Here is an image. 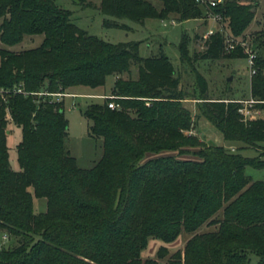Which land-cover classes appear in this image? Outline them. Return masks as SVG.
<instances>
[{
    "label": "trees",
    "instance_id": "trees-1",
    "mask_svg": "<svg viewBox=\"0 0 264 264\" xmlns=\"http://www.w3.org/2000/svg\"><path fill=\"white\" fill-rule=\"evenodd\" d=\"M156 1L159 9L143 0H99L96 9L104 28L126 30L120 21L142 24L173 15L184 22L201 16L192 0ZM213 12L233 36L242 35L254 16L250 6L225 0ZM69 16L53 0H0L1 45L42 36L33 49H0V88L20 87L28 94H10L0 105V231L17 239L14 247L0 248V264H157L167 254L165 246L181 234L190 237L167 264H246L248 254L264 264V182L243 174L245 167L264 163L189 134L194 118L180 104L187 98L164 54L141 58L138 42H104L78 29ZM262 27L264 35V21ZM222 41L215 32L203 51L190 57L182 34L180 60L246 58L238 46L224 52ZM253 46L249 97L255 103L249 109L261 111V118L243 121L241 104L208 98L198 74L191 100L198 117L224 142L259 149L264 38ZM131 66L135 79L123 76ZM109 76L112 86L103 97L113 98L82 112L88 135L101 140V156L80 169L65 149L63 97L53 95L100 88ZM110 101L117 108H107ZM7 120L20 131L17 171L7 160ZM32 198L44 199L43 213L33 212ZM202 226L215 230L196 233ZM149 240L160 244L155 258L141 259Z\"/></svg>",
    "mask_w": 264,
    "mask_h": 264
},
{
    "label": "rangeland",
    "instance_id": "rangeland-1",
    "mask_svg": "<svg viewBox=\"0 0 264 264\" xmlns=\"http://www.w3.org/2000/svg\"><path fill=\"white\" fill-rule=\"evenodd\" d=\"M54 4L69 12L70 22L78 29L86 32L90 36H94L99 40L107 43H126L138 42V56L146 58L164 54L173 69L178 73L179 89L184 94L185 100L194 104L196 109V101L191 98L196 95L195 74L200 75L206 84V96L212 100L226 98L234 101H247L249 94V77L250 72L244 58L234 59H215V60H192L189 63L180 60L178 46L182 34L188 38V56L193 53L203 51V43L207 37L215 32L222 36V44L224 52L232 50L234 46H238L243 50V54L252 52L254 54L253 42L257 38H264L262 35V24L264 21V0H225L235 2L237 5H248L252 8L253 19L245 28L242 35L233 36L227 29V22L216 25L210 21L204 20L202 15L196 19L184 22H176L175 16L171 15L167 20L160 21L148 19L142 24H136L126 20L120 21L128 29L104 28L102 20L104 17L99 11L92 7L99 3V0H53ZM154 8L159 9L160 3L156 0H143ZM84 3H90L91 6H83ZM173 22L171 24L170 22ZM42 40V36H24L21 42L12 47H6L0 44V49L10 52H20L37 47ZM246 56V55H245ZM130 79L136 78V67L131 66L128 75H123ZM230 78L229 82L226 79ZM113 78L106 77L104 85L100 88L91 90L87 88H79L78 92L85 93H101L107 95L110 93ZM72 95V94H67ZM74 96V95H72ZM183 101V100H182ZM102 103L101 98L92 97H63V117L67 122L65 149L68 154L75 160L76 166L80 169H89L101 156V140L97 137L88 135L89 122L82 116L85 108L91 104ZM114 104V103H113ZM73 105V108L71 106ZM115 105V104H114ZM117 108V106H114ZM254 110V109H252ZM252 116L256 119L261 118V111H252ZM5 129L8 131L5 140L7 148V160L9 168L17 171L15 146L20 140V131L15 128L9 120ZM189 134L195 136L197 140L202 141L198 134L191 129ZM222 145L234 152L242 158L253 159L264 163V147L259 145V149L248 148L240 142H224ZM229 148V149H230ZM243 174L252 182H264V167L252 168L245 167ZM32 206L34 213H43L45 211L44 199L32 198ZM215 230V227L202 226L196 233H203ZM190 235L181 234L172 244L166 245L167 254L157 264H167L170 255L175 251L181 250L186 239ZM17 239L9 237L0 231V248L9 249L16 245ZM160 244L154 240H149L146 248L141 252V259H154L155 252ZM258 258L252 254L247 255L246 264H256Z\"/></svg>",
    "mask_w": 264,
    "mask_h": 264
},
{
    "label": "built area",
    "instance_id": "built-area-1",
    "mask_svg": "<svg viewBox=\"0 0 264 264\" xmlns=\"http://www.w3.org/2000/svg\"><path fill=\"white\" fill-rule=\"evenodd\" d=\"M223 0H192L193 4L199 8L201 10V15L202 18L204 20L210 21L213 24H220L222 23V21H225V19L217 12H213L214 9L217 8L218 5H220L222 3ZM171 24H173V22H170ZM246 63L250 72V75L253 73V69H252V63H253V59H254V54L252 52L250 53H246ZM264 72V69H263ZM12 94V95H22V96H27V93H24L22 91V89L20 87H16L13 88L11 90H4L2 88H0V105H5L7 103V98L8 96ZM38 96L42 95V94H37ZM46 95V94H43ZM57 98H61V97H74L72 95H53ZM101 99L103 98H108V99H112L113 97H99ZM239 104L242 105V109L240 110V113L242 115L243 121H247V120H253L256 119L254 116L251 115L252 111L257 112V110H252L249 109L255 102L253 100H248V101H235ZM107 108L109 109H114L115 105L113 104L112 101H110L109 103H107ZM71 108H73V105L71 106Z\"/></svg>",
    "mask_w": 264,
    "mask_h": 264
},
{
    "label": "crops",
    "instance_id": "crops-1",
    "mask_svg": "<svg viewBox=\"0 0 264 264\" xmlns=\"http://www.w3.org/2000/svg\"><path fill=\"white\" fill-rule=\"evenodd\" d=\"M98 7V4L95 5V8ZM74 97L84 96V97H92V98H99L106 96L104 94L95 92V93H85V92H75ZM108 95V94H107ZM72 97V98H74ZM248 100H250L249 94H248ZM247 100V101H248ZM244 101V100H243ZM181 106L187 110L190 113V117L194 118V127L193 131H195L199 138L207 145L217 146V147H224L221 143L222 137L218 131H216L210 124H208L203 118L198 117V113L194 111V104H191L188 100H183L180 102ZM256 110V109H255ZM259 111V110H257ZM226 148V147H224ZM226 148L228 150H232V148Z\"/></svg>",
    "mask_w": 264,
    "mask_h": 264
},
{
    "label": "water",
    "instance_id": "water-1",
    "mask_svg": "<svg viewBox=\"0 0 264 264\" xmlns=\"http://www.w3.org/2000/svg\"><path fill=\"white\" fill-rule=\"evenodd\" d=\"M230 80H231L230 78L226 79L227 82H229Z\"/></svg>",
    "mask_w": 264,
    "mask_h": 264
}]
</instances>
